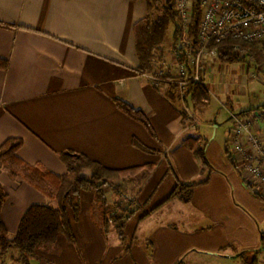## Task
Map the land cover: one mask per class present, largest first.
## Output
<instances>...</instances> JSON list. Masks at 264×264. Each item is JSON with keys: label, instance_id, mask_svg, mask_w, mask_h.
I'll return each mask as SVG.
<instances>
[{"label": "crops", "instance_id": "crops-1", "mask_svg": "<svg viewBox=\"0 0 264 264\" xmlns=\"http://www.w3.org/2000/svg\"><path fill=\"white\" fill-rule=\"evenodd\" d=\"M145 16L144 0H0V57L9 63L0 70V146L19 138L25 162L59 175L67 172L60 158L67 151L114 170L155 165L137 176L134 195L127 192V180L105 191L109 217L138 209L125 222L123 239L113 221L106 231L95 192H84L73 223L75 241L61 237L57 253L44 263L38 254L34 263L245 264L248 254L264 264V200L253 189L263 184L253 186V176L243 170L232 151V131L228 145H206L199 129L187 128L169 85L156 88L137 72L134 26ZM117 100L142 110L157 139L120 111ZM258 109L236 115L245 119ZM259 126L264 131V119ZM133 137L157 153L136 149ZM178 181L199 184L191 201L159 205ZM0 182L7 193L3 221L14 233L32 205L48 202L6 170ZM128 196L133 199L127 205Z\"/></svg>", "mask_w": 264, "mask_h": 264}, {"label": "trees", "instance_id": "trees-1", "mask_svg": "<svg viewBox=\"0 0 264 264\" xmlns=\"http://www.w3.org/2000/svg\"><path fill=\"white\" fill-rule=\"evenodd\" d=\"M144 1L146 3V16L134 26L135 49L139 62L137 72L140 75L147 72L155 74L154 68L157 64L162 66L165 63L163 52L171 29H173L172 48L174 50L178 49L182 52L183 48L179 46V43L183 39L184 34L180 20L176 14L175 0ZM193 7L192 20L186 35L187 40L196 48L200 24L202 22V9L198 0L194 1ZM213 48L216 49L219 60L223 62L233 63L240 61L239 53L235 52V49L238 48L240 51L246 52V55L252 57L261 67H264V42L258 46L233 38H226L221 43L211 46V49ZM242 59L244 60V58ZM8 66V61L0 57V70H7ZM157 77L161 81H166L171 89L175 87L172 82L174 77L170 73L157 75ZM186 98V101L189 102L190 100L196 109L203 110L210 102V92L202 84L192 82L188 87ZM116 104L120 111L141 124L149 135L157 139L151 121L142 110H137L121 100H117ZM262 108L264 109V106L258 110ZM241 114H245V112ZM132 144L133 147L144 153L152 155L157 153L155 150L146 147L136 137H133ZM22 146L23 142L19 138H9L0 146V171L6 170L13 179L28 184L46 199L54 202V205L50 203L32 205L22 217L16 233L10 238L2 216L7 193L0 182V257L2 259L11 250H16L18 252V257L16 258L18 264H31V261L37 258L38 252L42 247L56 244L61 237L65 238L68 242H74L76 237L73 223L79 221L81 195L89 191L95 192L96 199L102 207L105 228L110 221H113L116 224L119 237L123 239L125 222L138 209L136 208L131 211L127 208L123 211V213H128L127 216L125 214L119 216L115 214L109 217L104 187L114 180H121L123 182L127 180V183L133 182L140 173H151L155 167L154 164L114 170L106 168L83 154L67 151L60 154L62 162L67 167V172L59 175L51 172L42 164L31 165L25 162L19 156ZM198 156L201 157L203 166H208L204 151L199 150ZM229 158L231 157L229 156ZM85 171H89L91 175L86 177L84 175ZM197 186H199L198 183H183L178 181L170 195L159 205L171 199L189 203ZM254 194L257 198L264 200L256 192ZM133 204L134 201L131 205ZM156 207L158 208V206ZM156 207L141 217H146ZM261 241L262 250L264 251V233H261ZM243 259L245 264H256L255 256L250 258L246 254Z\"/></svg>", "mask_w": 264, "mask_h": 264}, {"label": "built area", "instance_id": "built-area-1", "mask_svg": "<svg viewBox=\"0 0 264 264\" xmlns=\"http://www.w3.org/2000/svg\"><path fill=\"white\" fill-rule=\"evenodd\" d=\"M194 1L175 0L176 14L184 31L183 39L179 43L183 48L182 52L173 49L172 64L167 68L159 66V69L157 64L154 68L156 75L151 72L142 74L157 88L167 84L157 75L172 74L179 98L185 97L192 82L207 86L203 61L217 52L211 46L226 38L250 44L264 42V0H198L202 9V22L197 47L194 48L186 35L193 16ZM235 52L242 53L238 48ZM255 76L258 77L254 74ZM231 118L235 123L231 133L232 151L240 155L243 170L253 176L256 181L253 186L263 184V187L253 189L264 198V131L259 128L260 120L264 119V109L245 119L236 114H232Z\"/></svg>", "mask_w": 264, "mask_h": 264}, {"label": "rangeland", "instance_id": "rangeland-1", "mask_svg": "<svg viewBox=\"0 0 264 264\" xmlns=\"http://www.w3.org/2000/svg\"><path fill=\"white\" fill-rule=\"evenodd\" d=\"M172 45L173 29L170 30L166 39L163 52L165 61L162 65L163 68H167V66L172 64ZM256 45L260 46L262 43ZM239 55L240 61L233 63L219 60L216 54L207 56L203 61L205 65L203 74L207 84L205 87L210 92V102L205 109H196L190 100L189 102L186 101L187 94L185 97L179 98L175 88L171 89L172 94L175 97L177 96L182 105L187 128L195 131L199 129L197 136L204 139L206 145L214 142L218 146L224 147L229 144L230 133L234 127V120L230 119L231 113L238 114L241 111L256 110L264 106V68L252 57L247 56L246 52H240ZM157 68L159 69V64ZM254 74L258 75V77H254ZM228 148L230 149L231 146L229 145ZM116 181L114 180L107 184L104 187V191L110 190L108 187H112ZM139 183L140 179L138 178L128 185L127 192L130 195H134ZM89 192L94 193V191ZM131 199L133 198H127V205ZM45 200L50 204L54 203L49 199ZM120 200L121 202L124 201L125 197L122 196ZM83 202L85 203V198L81 197V211ZM96 202H98L97 199ZM96 202L94 201L92 204L93 211L96 208ZM15 233L9 232V237L12 238ZM260 233H264V225L261 226ZM58 250L59 248L56 244L42 247L38 253L40 256L39 262H46V256L53 255ZM17 254L16 250H11L3 259L0 257V264H18L15 258ZM249 257L252 258L253 255H249ZM34 260L32 264H38V262L34 263Z\"/></svg>", "mask_w": 264, "mask_h": 264}]
</instances>
